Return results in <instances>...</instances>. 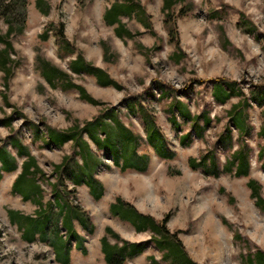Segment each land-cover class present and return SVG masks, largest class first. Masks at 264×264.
<instances>
[{"label":"rangeland","instance_id":"1","mask_svg":"<svg viewBox=\"0 0 264 264\" xmlns=\"http://www.w3.org/2000/svg\"><path fill=\"white\" fill-rule=\"evenodd\" d=\"M2 1L12 4L16 16L8 12L9 17L17 26L24 23V28L10 37L11 75L5 79L0 71V119L12 116L10 127L0 122L4 151L0 152V264H107L100 249L105 226L131 242L152 235L136 232L127 221L111 214L109 205L118 196L155 220L168 215L167 228L177 233L196 264H243L242 252L264 251V211L255 206L246 186L248 178H255L264 198V169L257 157L264 143V0H179L173 8L176 36L172 38L164 23L163 0H136L150 27L135 15H122V22L139 33L133 39L119 38L113 26L105 23L103 14L112 0H41L46 13L37 0ZM4 18L0 13V33L7 29ZM59 22L64 24L72 54L60 47ZM44 32L45 37L41 36ZM175 51L182 53L179 61L171 58ZM77 54L106 71L121 88L100 85L86 73L71 72L68 63ZM37 56L68 72L102 103H88L76 90L63 89L59 83L51 87L39 73ZM226 81L235 83L240 96L219 104L212 96L214 84L219 82L218 88L225 92ZM176 100L190 116L199 115L198 123L204 127L201 136H196L191 118L184 119L179 107L170 108ZM236 103L242 110V130L229 112ZM97 116L114 128L116 117L135 136L136 152L147 156V168L120 169L123 158L131 153L130 138L116 164L84 133L92 150L93 176L103 187L101 196L94 198L86 184L73 185L70 176L54 170L65 155L71 157L72 165L81 163L79 146L71 141L47 145L46 140L50 129L63 131L75 122L81 127ZM207 116L210 121L205 125ZM146 121L153 122L163 135L169 158L158 156L147 142ZM188 132L190 137L182 140ZM228 133L230 147L219 141L221 134ZM15 137L36 159L40 168L36 183L41 190H31L22 180L27 194L12 189L23 158L10 144ZM239 146L248 152V176L222 170ZM203 154L214 156L217 176L189 165L190 157L198 160ZM3 158L13 170L3 171ZM169 168L179 174H169ZM226 193L233 196V203ZM33 194V198H23ZM9 210L16 211L18 219L12 221ZM233 230L241 234V240H234ZM108 240L115 241L111 236ZM160 258L161 253L149 244L123 264H165Z\"/></svg>","mask_w":264,"mask_h":264},{"label":"trees","instance_id":"2","mask_svg":"<svg viewBox=\"0 0 264 264\" xmlns=\"http://www.w3.org/2000/svg\"><path fill=\"white\" fill-rule=\"evenodd\" d=\"M41 0H37L36 4L39 6L42 13H46L45 8L41 7ZM179 0H163L162 2V12L164 14V23L167 26V29L170 33V38L176 36V28L173 18V8L174 5ZM8 12L12 11L11 3H4L0 0V13L6 18L5 21L8 24L7 29L4 33H0V42L3 46L0 48V71L3 72L5 79H8L11 75L10 64L11 59V49L12 43L10 37L13 32H21L24 28V23L20 21V25L17 26L9 17ZM7 15V16H6ZM13 16H16L13 12ZM122 15H127L128 17L135 15L137 19L147 28L150 27L148 21H145L144 16L145 12L140 3L136 0H112L109 4V7L105 10L103 14L104 21L107 25L113 26V31L116 36L122 39H133L138 32H132L124 22L120 19ZM144 16V17H142ZM241 24L244 26V19L241 16ZM249 28V27H248ZM57 39L59 41L60 47L67 51L69 54L74 53L72 49H69V43L64 35V24L59 22L57 25ZM249 31H253L251 28ZM174 32V34H173ZM45 32L41 36L45 37ZM175 38V37H174ZM176 40V46H178V41ZM141 47L140 44H138ZM107 46L103 47V53L107 56ZM182 53L180 51H175L172 53L171 58H175L176 61H179L182 58ZM37 67L39 69L40 75L45 79V81L51 86L55 87L58 83L63 89H74L78 92L81 99L85 100L88 103L93 105H100L102 102L95 99L91 96L87 90L79 83L74 82L70 74L54 64L50 63L46 59L41 58L40 56L36 57ZM68 68L71 72L80 74L86 73L95 77L97 83L103 86H112L114 88L120 89L121 86L117 81L112 79L106 71L101 69L98 66L87 63L80 54H77L73 59L68 63ZM228 90L225 92L221 91L218 86L219 82H216L215 88L213 90V98L219 104L225 103L231 96H240L239 90L235 88V83L233 81H226ZM261 103V101H259ZM180 101H175L170 104V108L179 107V112L184 119H190L192 121L193 131L196 132V136H201L203 131V126H200L198 123L199 115L190 116L189 111L185 106H180ZM240 103L233 104L229 112H231L232 119L235 120V126L239 129H244L243 120H242V110L238 108ZM133 106L130 105V109ZM239 109V110H238ZM12 116L8 115L5 118L0 119V122L7 127L11 126ZM117 128L108 127V123L95 117L94 121H85L83 126L79 127L78 123L75 122L70 128L63 131H55L53 129L49 130V136L46 140V144L50 145L52 142L57 145H62L67 141H71L73 145L79 146V152L81 154V163L72 165L71 157L65 155L60 163L54 164V170L62 174L66 173L71 178L73 185L86 184L89 187L90 194L94 198H99L102 194V185L100 182L93 176V169L91 168L92 160V150L89 143L83 138V134H87L90 141H92L99 150L105 151L111 156V159L119 164L118 159L122 150H127L126 141L130 138L131 140V153L126 154L123 158L122 163L120 164V169L122 171L128 168H136L137 170L145 171L147 168V156L145 154L138 155L135 147V136L130 135V131L125 129V127L120 123L116 117H113ZM175 125L177 124L176 118L172 117ZM210 121V118L207 116L205 119V125ZM264 129V126L263 128ZM263 131V132H262ZM261 134L264 139V130ZM145 133L147 142L151 147L154 148L156 154L162 158L170 157V150L164 142L163 135L161 132L154 126L153 122H145ZM103 134L104 137L101 138L100 135ZM191 133L188 132L182 135L181 139L185 140L190 137ZM230 133L226 135H220L219 141L223 143L224 146H232ZM12 146L16 145L10 143ZM21 148V149H20ZM126 148V149H125ZM2 147H0V152ZM76 151L74 150V153ZM17 154L19 156L24 155L25 158L21 163V171L14 178L11 186L15 191L16 188L25 190L26 188L20 184L21 180L26 181L27 174H34L31 176L29 181H26L28 186L31 189L41 190L39 185L35 183L36 173L40 172V168L36 163L35 157L29 154L23 146L17 147ZM258 160L261 162V167L264 169V143L260 147L258 154ZM91 163V164H90ZM189 165L192 169L201 168L202 172L207 175L217 176L219 172V167L215 161L214 156L203 154L198 160L195 158H189ZM1 168L3 170H13L14 168L6 159L1 161ZM91 168V169H90ZM250 168V162L248 158V152L244 151L243 146H239L234 149L228 159L225 160L222 165V170L232 173L234 176H248ZM169 174H179V171L173 172L170 168L168 169ZM23 182V181H22ZM60 182L53 184L55 191L58 189ZM246 186L249 189L250 197L253 199L255 206L260 210L264 211V198L261 195V184L255 178H248L246 181ZM221 192H224L223 187H219ZM27 194V191H24ZM228 201L230 203L234 202V198L230 193H226ZM28 199L27 197H23ZM37 202H41L39 199ZM109 210L112 215L118 216L120 219L127 221L131 226H133L136 232H151V237L144 241L131 242L122 238L117 232L113 231L111 227H104V234L100 237V249L103 255V259L107 264H123L127 259L135 257L141 254L149 244H152L155 249L161 253V261L165 264H196V262L186 253L180 239L177 236L176 232H170L166 226L168 221V215H165L160 220H155L151 215L142 213L138 211L131 203L124 201L121 197H116V200L109 205ZM8 216L12 221H15V218L18 219L16 211L9 210ZM25 218H29L26 217ZM83 224H85V219L82 218ZM30 220V219H29ZM64 221L67 223V215H65ZM222 222L227 226L228 224L226 219H222ZM108 236H111L115 239L114 242L108 240ZM234 240H241V234L237 230H233ZM241 261L243 264H264V251L260 249H255L251 251L250 249L247 252H242L240 255ZM154 263H158L153 259ZM159 264V263H158Z\"/></svg>","mask_w":264,"mask_h":264},{"label":"crops","instance_id":"3","mask_svg":"<svg viewBox=\"0 0 264 264\" xmlns=\"http://www.w3.org/2000/svg\"><path fill=\"white\" fill-rule=\"evenodd\" d=\"M12 144L14 143L15 145H16V147L15 146H13V147H15L16 148V153H17V147L19 148V147H21V143H20V141L15 137L14 138V141H12L11 142ZM21 149V148H20ZM27 150V149H26ZM1 152H4V151H1ZM2 156H3V153L1 154ZM18 155V154H17ZM5 156V155H4ZM19 156V155H18ZM6 157V156H5ZM21 157H23L22 158V161H23V159L25 158V156L24 155H21ZM4 159V158H3ZM3 159H1V161L3 162ZM22 161H21V163H22ZM16 169V168H15ZM3 171H8V170H3ZM10 171V170H9ZM21 171V164H20V170L15 174V176L13 177V179H12V182H13V180H14V178L16 177V175L19 173ZM34 174H27L26 175V181H29L30 179H31V176H33ZM36 178H37V176H36ZM23 182L25 181V180H22ZM37 181L35 180V183H36ZM12 184V183H11ZM31 190H38V189H31ZM24 191H27V190H24ZM30 191V190H29ZM31 192V191H30ZM28 199H30L31 197L33 198V197H35V195L33 194V195H30V196H26ZM39 198H37V200H38Z\"/></svg>","mask_w":264,"mask_h":264}]
</instances>
